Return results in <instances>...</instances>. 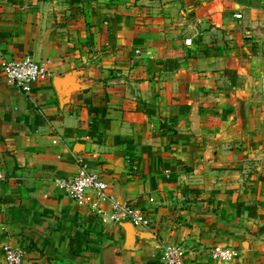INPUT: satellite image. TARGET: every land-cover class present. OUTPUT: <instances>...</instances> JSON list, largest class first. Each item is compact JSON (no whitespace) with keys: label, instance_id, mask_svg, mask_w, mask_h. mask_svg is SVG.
Here are the masks:
<instances>
[{"label":"crops","instance_id":"0c3cea01","mask_svg":"<svg viewBox=\"0 0 264 264\" xmlns=\"http://www.w3.org/2000/svg\"><path fill=\"white\" fill-rule=\"evenodd\" d=\"M25 55L50 75L23 92L0 72V249L264 264V0H0V70ZM78 157L152 224H106L93 192L66 196L53 179Z\"/></svg>","mask_w":264,"mask_h":264},{"label":"built area","instance_id":"2783aa9c","mask_svg":"<svg viewBox=\"0 0 264 264\" xmlns=\"http://www.w3.org/2000/svg\"><path fill=\"white\" fill-rule=\"evenodd\" d=\"M241 17V14H235ZM189 41V39H187ZM4 79L10 85L15 86L23 92L31 89V84L35 81L46 79L50 72L47 64L33 59L30 55H25L16 59H7L1 62V70ZM79 169L75 175L68 177H55L54 184L63 193L76 201L78 204H86L89 193L95 194V200L90 206L98 214L102 222L106 224L130 222L134 226L149 227L152 224L151 217L145 210L138 207L131 200H118L112 196L105 195L106 182L102 176L96 172L86 169L80 157L77 158ZM2 175L0 174V179ZM106 200L109 203V210L101 206L100 202ZM152 200V198H150ZM2 259L0 264H22L26 250L17 245L4 243L1 245ZM212 255L215 258L229 257V252L221 247L214 246ZM165 257L168 264H182L184 255L178 247H166Z\"/></svg>","mask_w":264,"mask_h":264},{"label":"water","instance_id":"95a60500","mask_svg":"<svg viewBox=\"0 0 264 264\" xmlns=\"http://www.w3.org/2000/svg\"><path fill=\"white\" fill-rule=\"evenodd\" d=\"M123 223H129V224H131L130 222H123ZM132 225V224H131Z\"/></svg>","mask_w":264,"mask_h":264}]
</instances>
